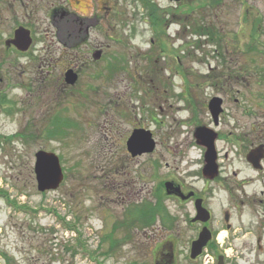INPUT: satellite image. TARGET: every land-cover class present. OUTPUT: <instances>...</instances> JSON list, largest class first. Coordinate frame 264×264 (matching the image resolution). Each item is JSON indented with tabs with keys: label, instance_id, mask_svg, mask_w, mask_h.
Segmentation results:
<instances>
[{
	"label": "rangeland",
	"instance_id": "rangeland-1",
	"mask_svg": "<svg viewBox=\"0 0 264 264\" xmlns=\"http://www.w3.org/2000/svg\"><path fill=\"white\" fill-rule=\"evenodd\" d=\"M23 1L5 9V0H0V264H164L158 262V250L170 264H213L214 251H204L208 258L190 260L189 244L180 241L169 248L164 243L168 234L157 218L144 228L140 213L134 222L127 212L140 197L154 192L167 171L186 177L193 172L191 164L196 151L189 142L192 138L181 126L174 138L167 137V126H156L151 119L164 122L169 109L162 115L159 101L149 91L155 90L157 75H169L173 67L180 66L195 96L201 92L206 98L215 90L212 83L219 84L221 93H226L227 124L232 122L234 127L248 129L264 124V102L256 100L259 94L264 95V79L255 81L256 73H248L253 84L248 83L245 88L246 101L242 96L244 89L230 80H220L219 72L228 59L219 57L223 48L227 49L225 55L233 58L232 63L240 57L241 49L256 54L264 51V0H219L213 6L217 0H151L164 10L163 24L155 25L146 19V10L139 0H105L126 4L129 12L128 22L105 33V44H111L110 52L115 49L110 35L116 31V38L131 45L126 49L132 57H126L128 75L120 73L111 81L105 80L102 114L96 100L97 82L89 79V102L80 110L73 105V98L64 94L65 73L61 79L59 67L45 65L41 60L42 43L49 42L52 31L46 10L33 12L29 0L24 1L23 9ZM19 24L32 28L36 52L21 54L5 46L8 39L13 40L12 30ZM105 26L107 30L113 25ZM96 38L95 31L91 35L93 44L97 43ZM218 45L220 51L216 55ZM108 60L106 57L105 62ZM92 72L89 69L88 75ZM135 72L142 74V79H136L148 81L141 91L129 85L130 74ZM171 80L179 86L182 78ZM200 80L205 85L198 90ZM175 88L178 93L180 88ZM192 91L190 96L194 98ZM172 103L167 121L171 116L185 120L187 112L181 100ZM195 103L200 106L196 99ZM122 106L127 107V116L126 112L115 115ZM147 108L159 114L147 118ZM55 114L57 119L52 118ZM69 117L81 125L60 128L57 135L48 138L50 118L60 123V118ZM134 125L153 130L158 143L154 157L140 156L141 153L134 159L127 154L125 146ZM210 144L211 159L214 151L213 143ZM177 145L186 146L183 158L173 151ZM39 150L53 152L60 159L64 180L54 191H37L33 165ZM256 151L250 152V159ZM234 153L238 154H229ZM232 163L230 169L240 170L241 178L255 175L239 156ZM186 181L191 182L192 178ZM182 236L184 241L194 234L186 228ZM112 241L118 244L110 251ZM226 252L231 264H264V251L255 247H229ZM226 252L219 249V253Z\"/></svg>",
	"mask_w": 264,
	"mask_h": 264
},
{
	"label": "flooded vegetation",
	"instance_id": "flooded-vegetation-1",
	"mask_svg": "<svg viewBox=\"0 0 264 264\" xmlns=\"http://www.w3.org/2000/svg\"><path fill=\"white\" fill-rule=\"evenodd\" d=\"M20 1L23 0H12V3L9 0H5L4 8H14V2L19 4ZM24 1L21 2L23 9L25 7L22 5ZM139 1L145 8V16L150 23L152 21L154 24L159 22L163 24L164 17L161 16L164 12L163 9L154 1ZM29 2L33 5V12H36L37 9L46 10V19L52 28L51 34L47 39L49 42L46 45L42 43L44 47L42 62L45 65L59 67L61 70L59 77L61 79L65 73L64 85L62 81L63 92L69 98H73V105L76 106L77 110H80L83 105L86 106V102H89V79L97 82L99 94H97L98 96L96 95V100L100 104L99 113H104L102 105H104L105 101V80L111 81L118 77L120 73L129 74L127 70L128 60L126 58L127 56H130L129 59L132 57L128 50L131 46H129V42L126 44L122 42L121 37L116 38V31L111 33V41L113 46L115 45L116 47L110 52L111 49L109 50L108 47L111 44H105L104 38L105 33L114 32L115 25L118 26L123 22H128L129 12L124 6L126 4H122L119 1L110 3L105 0H29ZM181 2L182 0L177 3ZM220 2L219 0L213 1L212 6ZM26 17L28 19V16ZM105 24L113 26L106 30ZM22 26V24H19L17 29L21 28L29 33L31 39L30 47L26 51L17 50L10 43L11 39L7 40L5 46L21 54H27L31 51L36 52L38 49L33 51L37 41L32 35V28ZM12 31V37H14L15 30ZM95 31L97 32V43L93 44L91 35ZM161 32L163 33V31ZM126 46L128 49H126ZM218 47L215 49L216 55H219L217 53L220 51V46L218 45ZM223 49L225 50H221L219 57L223 59L228 57V59L224 62L223 69L219 71L222 78L220 80H230L240 85L244 89L242 96H245L244 98L248 101V93L245 88L248 83L253 84L250 82L248 73L252 71L256 73L257 78L255 81L264 79L262 72V69H264V51L257 50L261 53L256 54L251 53L247 48L241 49L240 57H236L235 62L232 63L231 60L233 58L228 54L225 55L227 49ZM47 56H50V59ZM106 57L109 58L107 62H105ZM165 67L168 68V66ZM89 69L93 70L91 75H88ZM172 71L169 75L163 77L160 74L157 75L155 77V92L149 91L150 94L155 95L151 97L159 101L158 111L162 115L166 113L167 108L169 109L168 113L165 114L166 120L164 122L151 120L156 126L162 124V129L167 126L168 138L169 136L170 138L176 136L175 131H180L179 126L186 131L187 137L190 136L192 138H189V142L192 143L196 151H194V163L191 164L193 165L192 176L186 177L174 174L172 170L170 172L167 171L164 174L166 176H163L154 192H148L149 197H140L139 200L135 201L134 205L132 204L127 211L129 216L134 217L135 222L139 213L147 214L153 211L155 220L157 218L162 223V228L168 234L164 243L169 248H173L174 243L180 241L190 246L198 238L202 230L206 229L209 233V240L202 254L207 250L214 251L216 255L213 264H218L220 256L223 264H231L232 260H230V256L226 252L229 247L243 250L255 247L258 251H264V124H260L258 128L254 127L253 129H248L245 126L237 128L234 127L232 122L227 124V98L224 96L226 93L224 91L221 93L223 89H220L218 83H212V85L215 84V90L206 98L201 96V92L195 96V91L191 89V82L184 77L185 71L180 66L173 67ZM68 72L74 77L73 83L66 81V73ZM136 76L141 77L142 74L137 72L130 74L129 79L132 80L129 81V85L141 91L148 81H140L136 79ZM195 76L199 79L201 78L196 73ZM174 77L182 78L179 86H175L174 81L171 80ZM202 85H205V81L200 80L196 89L199 90ZM175 87L180 88L178 93H176ZM189 91L193 92L194 98L199 102L200 106L196 105L195 99L190 96L191 93ZM94 100L95 98L93 97L91 101L94 102ZM180 100L184 110L187 112L185 120L178 121L171 116L167 121L171 112L170 109L173 107L172 102L178 103ZM213 100L217 102V107L214 109L216 113L210 111V104ZM256 100L260 103L261 100L264 102V95L261 96L259 94ZM116 105L119 104L117 103ZM126 110L127 107L122 106L118 110V114L115 115L125 114ZM155 113L156 111L154 112L147 108L144 115L147 118H153L152 115ZM158 114L156 113V115ZM55 115L52 118L57 119L58 116ZM125 115L127 116V112ZM55 119L50 118L49 120L50 131L53 130V124L57 125L58 123ZM60 122L65 129L81 125L80 122H75L72 117L60 118ZM67 123L68 126H66ZM136 130L150 133L154 142L152 152L143 153L140 156L152 155L154 157L157 154L156 147L158 143L154 138L153 130L134 125L130 134ZM129 135L128 137L131 136ZM210 143H213L214 157L211 156V159L206 160L207 151H212V148L209 147ZM220 144L222 145L220 146ZM185 147V145H177L173 150L176 156L183 158V154H186ZM255 150H257V153L254 157L252 156V160L255 162L252 163L250 162L249 154ZM233 151L238 152V154L234 153L233 156H230L229 153ZM140 156L130 157L136 159ZM237 156H239L244 166L255 173L254 176L241 178L239 176L240 170L236 172L230 169L233 159ZM165 164L167 165L168 163ZM151 167L154 168V164ZM188 178H192V181H186ZM151 200H153V203ZM142 222L145 224L144 228H147L149 226L147 223L150 220L142 219ZM186 228L191 230L194 236L192 238L187 237L183 241L184 237L182 234ZM219 249L224 253L226 252V255L219 253ZM156 257L159 263H169L166 260V255L163 256L159 250ZM199 257L203 258L202 255ZM170 258L172 257L170 256Z\"/></svg>",
	"mask_w": 264,
	"mask_h": 264
},
{
	"label": "water",
	"instance_id": "water-1",
	"mask_svg": "<svg viewBox=\"0 0 264 264\" xmlns=\"http://www.w3.org/2000/svg\"><path fill=\"white\" fill-rule=\"evenodd\" d=\"M171 1L178 2L180 0ZM10 43H12V45H14L18 50L26 51L31 44L29 33L24 29H18L14 34V39ZM66 81L70 83H73L74 81V77H72L70 72L66 73ZM216 105V100H213L210 104L211 112L216 113V111H214L215 107H217ZM126 147L131 156L134 157L141 153L152 152L154 149V142L151 139L150 133L136 130L133 131L127 140ZM207 152L206 160L210 158L209 154L211 153V150H208ZM252 154L253 153H250V155ZM34 158V174L37 190L39 192L56 190L63 181V172L58 157L54 153L38 151L35 153ZM250 161H252V158ZM208 240L209 233L206 229H203L198 239L191 244V259H195L198 255H200ZM218 264H223L222 258H219Z\"/></svg>",
	"mask_w": 264,
	"mask_h": 264
},
{
	"label": "trees",
	"instance_id": "trees-1",
	"mask_svg": "<svg viewBox=\"0 0 264 264\" xmlns=\"http://www.w3.org/2000/svg\"><path fill=\"white\" fill-rule=\"evenodd\" d=\"M151 23L153 24V25H155L152 21H151ZM53 130H52V132H46L47 133V136H48V138H51V137H54V135H57L58 133H59V129L60 128H63L62 127V123L60 122V124L59 123H57V125L54 123L53 124ZM60 133H61V131H60ZM29 138H31L32 136H28ZM141 217H143L142 219L143 220H146V219H149L150 221L154 218V212L153 211H150V212H148L147 214H145V213H141V215H140ZM131 218V217H130ZM116 227H117V225H116ZM115 228V227H114ZM129 230V229H128ZM115 244H118V243H116L115 241H112V243H110V246H109V250L110 251H112V249L114 248V246H115Z\"/></svg>",
	"mask_w": 264,
	"mask_h": 264
}]
</instances>
